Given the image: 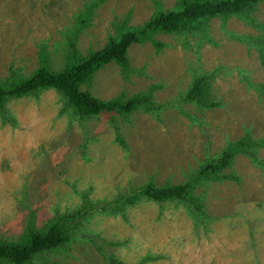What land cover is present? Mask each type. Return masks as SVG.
I'll list each match as a JSON object with an SVG mask.
<instances>
[{
  "label": "rangeland",
  "instance_id": "obj_1",
  "mask_svg": "<svg viewBox=\"0 0 264 264\" xmlns=\"http://www.w3.org/2000/svg\"><path fill=\"white\" fill-rule=\"evenodd\" d=\"M159 2L167 11L179 0H0V78L10 68L31 74L42 49L59 70L69 62L70 38L81 56L99 50L120 29L148 21ZM82 13L87 23L79 30ZM253 15L264 26V0ZM190 28L158 33L162 47L132 44L129 73L112 61L85 84L100 99L152 88L155 100L165 105L159 118L142 111L116 117L126 148L116 140L115 123L105 117L82 121L61 114L63 102L54 90L39 98L9 99L0 114L1 240H20L29 221L40 228L57 211L72 209L80 200L74 185L89 189L92 200L112 202L150 180H187L202 161L221 155L228 141L246 131L253 138L264 135V95L237 71L264 81V55L238 38L264 36V27L218 16ZM220 64L229 70H221L214 82L221 107L181 110L180 94L193 74ZM258 153V161L238 153L226 170L228 179L198 184L207 214L198 226L182 205L142 199L123 212H94L85 230L113 242L107 250L126 264H264V147ZM79 241L52 252L51 261L108 264Z\"/></svg>",
  "mask_w": 264,
  "mask_h": 264
},
{
  "label": "trees",
  "instance_id": "obj_2",
  "mask_svg": "<svg viewBox=\"0 0 264 264\" xmlns=\"http://www.w3.org/2000/svg\"><path fill=\"white\" fill-rule=\"evenodd\" d=\"M262 0H179L177 6L171 10H163L159 2L158 12L142 25L126 26L120 29L118 35L111 36L104 47L81 56L75 40L70 38L66 58L68 64L56 70L49 65L50 53L41 50L40 65L28 76L21 70L10 68L8 75L0 78V114L6 113V105L10 98H23L34 96L39 98L47 90H54L63 102L62 113H67L72 119H92L105 117L112 123L120 115L127 119L133 112L142 111L160 117L165 105L155 100L153 89L138 91L130 97L117 96L110 99L95 97L85 84L92 79L95 72L110 62L118 63L124 72H130L129 47L134 43L150 41L157 47H162L163 42L155 38L158 33L177 32L191 29L196 23L221 16L223 19L237 17L246 20L254 27L262 29L253 15ZM77 20L79 30L87 23L85 13ZM78 34V33H77ZM76 34V35H77ZM241 42H245L248 49H255L264 55V36L251 34H238ZM223 65H217L212 70L193 74L188 87L181 92V110L189 113L191 107L198 113L219 108L222 101L215 93V78L224 71ZM228 69L224 73H228ZM239 78L255 88L260 97L264 95V82L253 80L245 69L237 68ZM180 102V101H178ZM5 111V112H4ZM116 140L123 147H127L126 140L120 133V128L115 123ZM264 147V135L253 138L249 131L245 135L232 141L221 151L217 157H209L189 174L187 180L179 183L157 184L154 180L135 186L125 194H119L112 202L92 200L90 190L80 191L77 185L73 188L80 200L72 209L57 211L42 227H36L33 220L29 221L26 231L20 240L8 241L0 239V264H33L36 259H41L45 264H62L52 262L49 255L58 252L67 245L78 244L83 238L87 245L98 253L108 264H126L107 250V246L114 243L97 234H88L85 227L94 212L105 211L123 212L130 206L144 199L147 201L166 204L182 205L193 218L194 226H198L207 218L202 193L197 194L199 183L211 180L228 179L226 171L233 164L238 153H245L255 161L259 160V149ZM264 167V160L261 161Z\"/></svg>",
  "mask_w": 264,
  "mask_h": 264
},
{
  "label": "clouds",
  "instance_id": "obj_3",
  "mask_svg": "<svg viewBox=\"0 0 264 264\" xmlns=\"http://www.w3.org/2000/svg\"><path fill=\"white\" fill-rule=\"evenodd\" d=\"M260 82H264V81H260Z\"/></svg>",
  "mask_w": 264,
  "mask_h": 264
}]
</instances>
